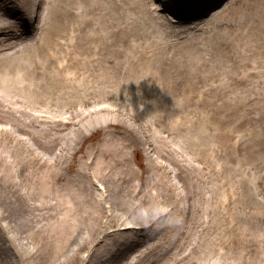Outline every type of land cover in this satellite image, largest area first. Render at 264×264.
Masks as SVG:
<instances>
[{
  "label": "bare ground",
  "instance_id": "6f19581e",
  "mask_svg": "<svg viewBox=\"0 0 264 264\" xmlns=\"http://www.w3.org/2000/svg\"><path fill=\"white\" fill-rule=\"evenodd\" d=\"M64 1L0 0V264H264V0Z\"/></svg>",
  "mask_w": 264,
  "mask_h": 264
},
{
  "label": "rangeland",
  "instance_id": "374dc122",
  "mask_svg": "<svg viewBox=\"0 0 264 264\" xmlns=\"http://www.w3.org/2000/svg\"><path fill=\"white\" fill-rule=\"evenodd\" d=\"M151 1L152 0L148 2V6L150 5L151 7H153V10H154L155 8H154V5L151 4ZM64 2H68V0H65ZM71 2L73 6L75 2L74 1H71ZM79 3H81L82 5V0H79ZM162 11L165 12L166 10H162ZM162 11H159V12H162ZM154 12H156V10H154ZM70 17L71 15L68 16V20L70 19ZM258 105L261 108H264V96L261 97V99L258 101ZM263 111L264 110H261V112ZM250 115L252 114L247 115L248 118L246 117V122L244 123L243 129H241L243 130L242 131L243 147L239 149V155L241 156V159L243 161L241 165V174H240V170H239V173L233 170L230 174L229 183H233L232 180L235 181L236 177L241 176L242 182L239 187V191L241 192V196L243 199L241 200L240 198V201H239V208L241 212V217L239 218L240 224L244 225L246 223L256 221L259 224L258 233L261 234L259 236L260 241L264 243V139H262L257 144V147H256L257 150H256L255 156L252 154L250 147H248V145H244L246 140L248 139L250 128H253L255 125L256 129L258 130L261 127L260 126L257 128V124H253L251 122L252 120L251 118H249L251 117ZM143 117L147 118V116H143ZM99 136H100L99 133H96L93 136V139H97ZM0 140H3V139H0ZM24 141H25V144L27 145L31 144V141L27 137H25ZM88 141L89 140H87L85 144H87ZM145 155L146 153H145V150H143V148L141 149L140 152H137V153L132 152L130 155L131 163L138 171L142 170L141 161L143 160V157ZM232 186L233 184L230 185V187ZM239 219L237 220V223L239 222ZM249 236H250V232H249ZM260 245H261V242L257 244L256 246L259 247ZM261 252L264 253V249L261 250ZM246 256L249 257L250 253L246 254Z\"/></svg>",
  "mask_w": 264,
  "mask_h": 264
}]
</instances>
